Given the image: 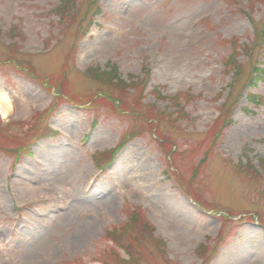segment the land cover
I'll use <instances>...</instances> for the list:
<instances>
[{
	"label": "rangeland",
	"instance_id": "374dc122",
	"mask_svg": "<svg viewBox=\"0 0 264 264\" xmlns=\"http://www.w3.org/2000/svg\"><path fill=\"white\" fill-rule=\"evenodd\" d=\"M263 30L264 0H0V264H264Z\"/></svg>",
	"mask_w": 264,
	"mask_h": 264
},
{
	"label": "bare ground",
	"instance_id": "6f19581e",
	"mask_svg": "<svg viewBox=\"0 0 264 264\" xmlns=\"http://www.w3.org/2000/svg\"><path fill=\"white\" fill-rule=\"evenodd\" d=\"M11 101L12 100H11L10 96L7 93L0 90V113L3 114L4 117L7 116L8 113L11 111V107H12ZM127 180L132 181V180H134V178L128 177ZM28 188H29V192H32L31 188L30 187H28ZM168 195L169 194H167V197H168ZM5 199L6 198L1 194V190H0V208H1V210L3 208L4 211L7 212L9 207H7V204H6L7 200H5ZM175 211H176V213H178L184 217L191 216L187 205H184L180 201L176 205ZM43 242H44V240H43Z\"/></svg>",
	"mask_w": 264,
	"mask_h": 264
},
{
	"label": "trees",
	"instance_id": "16d2710c",
	"mask_svg": "<svg viewBox=\"0 0 264 264\" xmlns=\"http://www.w3.org/2000/svg\"><path fill=\"white\" fill-rule=\"evenodd\" d=\"M98 12L101 13V10L98 9ZM263 43H264V30H263ZM238 66H240V65H239V64H236V65L233 66V68H234V69H238ZM256 72H258V73H256ZM260 73H261L260 68H259L258 66H256V67L254 68V74H255V76H251V77H250V79H249V83H251V84H252V83H256L257 80H258V78L260 77V76H258ZM250 97H252V98L254 99V102H255V103H258V102H260V100H261V97H260V96H252V95L250 94ZM214 127H217V126H216V123L214 124Z\"/></svg>",
	"mask_w": 264,
	"mask_h": 264
}]
</instances>
